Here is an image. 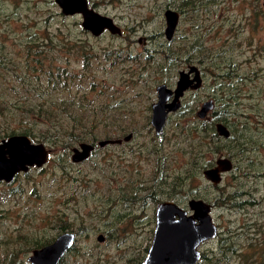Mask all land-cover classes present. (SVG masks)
<instances>
[{
  "label": "rangeland",
  "instance_id": "obj_1",
  "mask_svg": "<svg viewBox=\"0 0 264 264\" xmlns=\"http://www.w3.org/2000/svg\"><path fill=\"white\" fill-rule=\"evenodd\" d=\"M87 2L122 34L93 36L55 0H0V141L49 152L0 181V264H31L63 234L73 244L58 264H142L157 206L191 214V200L216 226L196 264H264V0ZM167 10L181 15L170 40ZM187 66L202 88L156 134V88L174 89ZM81 144L93 149L73 162ZM219 159L231 169L214 184L204 172Z\"/></svg>",
  "mask_w": 264,
  "mask_h": 264
},
{
  "label": "water",
  "instance_id": "obj_2",
  "mask_svg": "<svg viewBox=\"0 0 264 264\" xmlns=\"http://www.w3.org/2000/svg\"><path fill=\"white\" fill-rule=\"evenodd\" d=\"M66 16L79 15L82 18L84 30L93 36H99L103 32L120 35L121 30L113 20L95 12L88 5L87 0H55ZM165 35L171 39L178 24V13L167 10ZM194 78L190 79V75ZM200 86L199 71L196 67H189L188 72H180L179 79L174 90L165 85L156 88L157 101L152 106L151 125L156 134L163 128L167 114L174 112L179 107V98L188 89H196ZM173 95V99L170 101ZM170 101V102H169ZM169 102V103H168ZM213 108V102L202 104L197 116L205 118L208 111ZM217 130L225 137L229 134L222 124L217 125ZM132 135L124 138L129 141ZM121 140L102 141L100 146L107 144H119ZM92 146L81 144L80 149H74L73 162L85 160ZM49 152L41 144H34L26 136H11L0 141V181H13L16 174L26 172L31 167H41L48 159ZM230 162L227 159H219L216 166L204 172L205 178L214 184L220 181V174L229 171ZM191 214L182 210L171 202H163L156 209V228L153 241L147 256L142 264H196L200 258L199 246L216 236V226L210 216V206L201 200L189 201ZM102 240V237H99ZM73 244L72 234L60 235L54 243L32 252L28 258L31 264H58L61 258L70 250Z\"/></svg>",
  "mask_w": 264,
  "mask_h": 264
},
{
  "label": "flooded vegetation",
  "instance_id": "obj_3",
  "mask_svg": "<svg viewBox=\"0 0 264 264\" xmlns=\"http://www.w3.org/2000/svg\"><path fill=\"white\" fill-rule=\"evenodd\" d=\"M178 16H179V20H178V23H179V21H180V17H181V15H180V13H178ZM178 25V24H177ZM177 27V26H176ZM122 34V33H121ZM189 67H192V66H187L186 67V69H184V70H182V71H184V72H188V70H189ZM198 69V68H197ZM182 71H180V72H182ZM198 71H199V78H200V86L198 87V88H196V89H188L187 91H185L184 93H183V95L179 98V107H178V109H176L174 112H169L168 114H167V118L166 119H168V116H170V115H172V114H174V113H176L179 109H180V106H181V99L184 97V95H185V93H187V92H189V91H197V90H199V89H201L202 88V85H203V74H202V72L200 71V69H198ZM180 72H179V74H180ZM178 74V75H179ZM190 79H193L194 78V74L192 73L190 76ZM178 79H179V76H178ZM178 81V80H177ZM177 83V82H176ZM162 85H164V84H162ZM175 87H176V85H175ZM175 89V88H174ZM174 89H171V90H174ZM173 99V95H172V97H171V99H170V101ZM169 101V102H170ZM168 102V103H169ZM201 107H202V105H201ZM201 107H200V109H201ZM213 107H214V103H213ZM199 109V110H200ZM212 110H213V108H212ZM197 113H198V111H197ZM207 117V116H206ZM205 117V118H206ZM205 118H203V119H205ZM200 119V118H199ZM202 119V120H203ZM165 123H166V120H165ZM165 123H164V126H165ZM218 124H222V123H217V125ZM217 125H216V128H217ZM223 125V124H222ZM164 126H163V128H164ZM163 128L160 130V132L163 130ZM227 130V129H226ZM228 132V131H227ZM228 134H229V132H228ZM225 137V136H224ZM228 137V136H227ZM226 137V138H227ZM215 166H216V164H215ZM214 166V167H215ZM212 168V167H211ZM231 169V168H230ZM66 254V253H65Z\"/></svg>",
  "mask_w": 264,
  "mask_h": 264
},
{
  "label": "trees",
  "instance_id": "obj_4",
  "mask_svg": "<svg viewBox=\"0 0 264 264\" xmlns=\"http://www.w3.org/2000/svg\"><path fill=\"white\" fill-rule=\"evenodd\" d=\"M224 117H225V115H224ZM226 117H227V116H226ZM226 117H225V118H226ZM221 121H222V123H223V122H225L226 120H225V121L221 120Z\"/></svg>",
  "mask_w": 264,
  "mask_h": 264
}]
</instances>
